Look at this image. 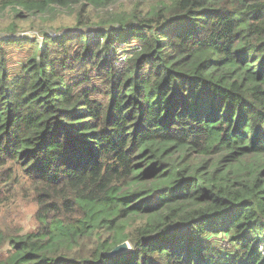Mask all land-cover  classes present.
I'll return each instance as SVG.
<instances>
[{
	"label": "trees",
	"instance_id": "16d2710c",
	"mask_svg": "<svg viewBox=\"0 0 264 264\" xmlns=\"http://www.w3.org/2000/svg\"><path fill=\"white\" fill-rule=\"evenodd\" d=\"M120 1L0 0L75 16L0 34V207L22 179L38 205L0 264H264V0L93 12Z\"/></svg>",
	"mask_w": 264,
	"mask_h": 264
},
{
	"label": "rangeland",
	"instance_id": "374dc122",
	"mask_svg": "<svg viewBox=\"0 0 264 264\" xmlns=\"http://www.w3.org/2000/svg\"><path fill=\"white\" fill-rule=\"evenodd\" d=\"M149 2L141 3L137 5V0H122L109 8H100L97 11H93L99 20H106L110 17L113 12H122L129 8H145ZM58 14V13H56ZM74 14H59L58 16L48 13L47 15H30L27 18L16 17V12L12 7H0V34L8 33L10 26L14 23L16 26V38H25L28 34H37L42 28L40 26L43 23L54 24V25H73L75 23ZM137 42L123 43V47H132ZM34 45L27 39H21L17 42H12L7 45V60L9 68L13 74H18L21 69V64L28 55H31L35 50ZM33 48V49H32ZM125 57V55H124ZM25 58V59H24ZM123 63V62H122ZM10 165L0 169V180L1 178H7L8 172L10 171ZM19 175L17 179H21V171H17ZM9 184L13 183V177L8 181ZM14 186L10 187V194L14 198L6 202L5 205L0 207V227L8 234H24L36 227L35 213L38 205L34 199L33 186L25 179L21 180L20 184L15 182ZM1 196H4L6 191L0 189Z\"/></svg>",
	"mask_w": 264,
	"mask_h": 264
},
{
	"label": "water",
	"instance_id": "95a60500",
	"mask_svg": "<svg viewBox=\"0 0 264 264\" xmlns=\"http://www.w3.org/2000/svg\"><path fill=\"white\" fill-rule=\"evenodd\" d=\"M31 37H32V35H31ZM130 249H131L130 242L129 241H124L123 243L117 245L112 250L107 252V255L108 256H116V255L121 254L123 252H126V251H128Z\"/></svg>",
	"mask_w": 264,
	"mask_h": 264
}]
</instances>
